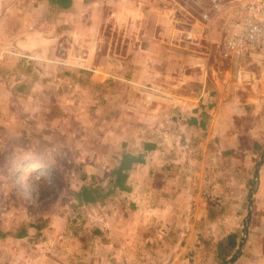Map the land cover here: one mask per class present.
Wrapping results in <instances>:
<instances>
[{
	"label": "crops",
	"instance_id": "crops-1",
	"mask_svg": "<svg viewBox=\"0 0 264 264\" xmlns=\"http://www.w3.org/2000/svg\"><path fill=\"white\" fill-rule=\"evenodd\" d=\"M109 11L125 22L140 16L121 59L97 52ZM199 13L173 21L168 5L155 0H0V45L18 55L0 64V92L21 95L25 114L0 121L7 129L0 144L19 135L27 146L33 126L43 143L45 129L66 135L68 122L79 121L91 136L82 144L105 145L84 152L105 160V199L78 207L96 211L97 227L83 224L66 244L62 235L48 242L43 256L51 264H212L218 250L231 255L246 177L231 156L239 141L231 121L251 118L252 143L261 142L264 48L219 57L225 18L200 23ZM181 32L188 42L178 41ZM126 154L136 161L123 188L113 189L111 170ZM222 162L230 183L221 180ZM205 180L218 203L202 197Z\"/></svg>",
	"mask_w": 264,
	"mask_h": 264
},
{
	"label": "rangeland",
	"instance_id": "rangeland-1",
	"mask_svg": "<svg viewBox=\"0 0 264 264\" xmlns=\"http://www.w3.org/2000/svg\"><path fill=\"white\" fill-rule=\"evenodd\" d=\"M165 1L155 0V5L159 7L168 5L169 10V3L167 1L165 3ZM194 8L197 7L184 8L180 14L170 10L171 15L174 14L173 21L177 18L180 19L184 14H197L191 12ZM115 17L116 24L114 23ZM134 17L133 15L127 17L125 22L122 21L125 17L122 18L121 15L118 17L113 14V11H109L107 14L105 12L102 26L98 32L97 52L100 56L120 57L119 59L125 56V49L132 45L129 38H132L135 31L136 24L134 25L133 21L135 19L138 21L140 16ZM145 17L149 19L153 16ZM131 49L133 50V47ZM138 89L142 92L147 91L144 89H150V87L142 86ZM20 97L21 95L18 94L0 92V106L3 105L0 107V121H22V118L25 119V114L21 116L23 111L20 100H18ZM15 100L18 101L17 108L14 107ZM83 123L75 121L71 124L69 121L68 127L65 128V131H68L66 135L62 132L48 133L51 130L45 129L44 132L48 135L44 136L45 142L43 143L38 140L40 135L37 126H33L27 129L28 132L26 131L24 141L29 142L27 146H21L19 135L18 138H12L4 146L0 144V264H43L44 261L51 264V257L43 256V248L48 245V242L56 241L57 236L62 235V241L66 244L67 241H74L78 238L74 233L81 230L83 224L88 223L90 231L97 227L96 211L93 208H78L73 199V194L81 185L92 183L105 190V184L110 181L105 175V160L92 161L84 156V152L92 151V148L96 152H102L105 145L98 143L92 147L82 144L83 141L91 139V136L84 134L86 127L88 128L87 133L90 129L88 126L81 128ZM231 123L239 140L236 151L231 156H234V159L237 158V163L240 162L239 167L243 169L246 177L244 183L242 182L244 185L238 211L239 218L235 225L236 228H234L237 241L232 240L235 248L232 246L230 256L224 251L218 250L219 254L212 257V264H224L234 255L236 246L240 242L242 237L241 221L246 213L245 197L248 189L253 187V169L259 161L264 146V136L258 145L252 143L254 138L249 130L253 127L254 121L251 118L244 116L234 119ZM6 131V128L0 129V143L1 138H5ZM229 146L231 145H226V147ZM247 153L248 156H246ZM221 168L223 169L221 180L230 183L229 163L222 162ZM242 177L244 178V176ZM254 186L256 190L252 197L246 240L239 257L233 264H264V234L262 230L264 223V161L259 166ZM225 210L228 211V209ZM83 216L86 218L83 219ZM225 226L228 229L229 225ZM20 232H27L28 237L21 242L16 239ZM90 240L93 238L91 237Z\"/></svg>",
	"mask_w": 264,
	"mask_h": 264
},
{
	"label": "built area",
	"instance_id": "built-area-1",
	"mask_svg": "<svg viewBox=\"0 0 264 264\" xmlns=\"http://www.w3.org/2000/svg\"><path fill=\"white\" fill-rule=\"evenodd\" d=\"M168 3L169 11L173 13L183 11L184 8L197 7L191 12L200 11V23H209L214 18L225 17L217 45V54L221 58L241 57L248 50L264 48V0H168ZM189 40L188 33L178 34V41ZM8 56L18 55L8 46L0 45V64ZM144 97L148 100V95L144 94ZM203 184L205 186L202 189V197L206 201L218 203V198L211 191L210 182L205 180ZM262 230L264 234V223Z\"/></svg>",
	"mask_w": 264,
	"mask_h": 264
},
{
	"label": "trees",
	"instance_id": "trees-1",
	"mask_svg": "<svg viewBox=\"0 0 264 264\" xmlns=\"http://www.w3.org/2000/svg\"><path fill=\"white\" fill-rule=\"evenodd\" d=\"M134 161H136V159L130 155H123L119 160L117 167L111 170L110 177L112 178L113 189L116 188L120 190L123 188L126 178L124 172L130 168ZM73 199L76 201L77 207L93 206L105 199V191H103L98 186L89 183L81 185L73 194ZM23 235V232H21L16 238H20Z\"/></svg>",
	"mask_w": 264,
	"mask_h": 264
},
{
	"label": "water",
	"instance_id": "water-1",
	"mask_svg": "<svg viewBox=\"0 0 264 264\" xmlns=\"http://www.w3.org/2000/svg\"><path fill=\"white\" fill-rule=\"evenodd\" d=\"M263 161H264V146H263L261 154L259 156V161L257 162V164L255 165V167L253 169V174H252V185H253V187L248 189L246 197H245L246 213H245L243 220L241 221L242 237L240 238V242L238 243V245L236 247L234 255H232L224 264H233L237 260V258L239 257V254L241 253L243 243L246 240L247 224H248L249 218L251 216L252 197H253V193L256 190V187L254 186V184L256 183V180H257L259 166L261 165V163H263Z\"/></svg>",
	"mask_w": 264,
	"mask_h": 264
}]
</instances>
